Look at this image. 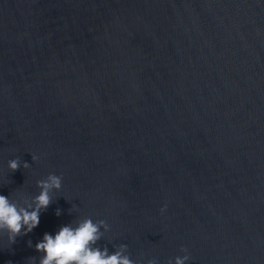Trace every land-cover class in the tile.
<instances>
[{"label":"water","instance_id":"95a60500","mask_svg":"<svg viewBox=\"0 0 264 264\" xmlns=\"http://www.w3.org/2000/svg\"><path fill=\"white\" fill-rule=\"evenodd\" d=\"M50 173L0 264L84 217L134 264H264V0H0V195Z\"/></svg>","mask_w":264,"mask_h":264},{"label":"clouds","instance_id":"9594fccd","mask_svg":"<svg viewBox=\"0 0 264 264\" xmlns=\"http://www.w3.org/2000/svg\"><path fill=\"white\" fill-rule=\"evenodd\" d=\"M31 159L35 161L38 157L33 154ZM29 166L28 162H22L19 158L8 161V168L12 172ZM61 185V177L50 173L45 179L36 181L40 191L31 197L30 202L23 200L21 204L16 199L0 195V231L7 233L11 243L15 242L17 236L27 234L38 226L41 211L52 203L51 193L60 190ZM56 215H60L59 209ZM101 227L108 229L104 220L94 222L90 217H84L77 219L75 225L70 222L60 226L54 235L45 232L43 239L35 244V249L43 253L39 264H134L124 244L111 253L107 247L101 249L94 246L102 236ZM28 244L31 246L30 240ZM188 259L187 255L177 256L175 264H184ZM148 264H153V261L149 260Z\"/></svg>","mask_w":264,"mask_h":264}]
</instances>
